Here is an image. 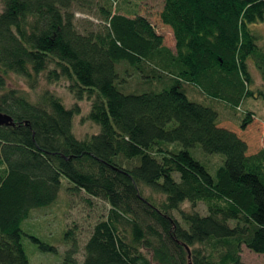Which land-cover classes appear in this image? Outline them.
Returning a JSON list of instances; mask_svg holds the SVG:
<instances>
[{
	"label": "trees",
	"instance_id": "16d2710c",
	"mask_svg": "<svg viewBox=\"0 0 264 264\" xmlns=\"http://www.w3.org/2000/svg\"><path fill=\"white\" fill-rule=\"evenodd\" d=\"M2 1L0 111L15 124L0 125V264H30L22 224L59 200L64 179L69 192L110 204L82 264H245L243 246L264 254V148L252 151L250 140L219 124L214 106L189 96L202 92L237 111L253 92L251 62L264 80V46L252 28L264 22V0H164L161 19L174 32L176 51L144 15L104 7L106 31L81 32L73 10L81 0ZM124 61L150 84L171 82L123 92ZM44 71L50 82L70 80L77 98L90 100L97 133L78 137L80 107L51 90L34 100L8 87L10 72L34 88ZM254 117L246 112L241 130ZM198 145L225 156L215 174L191 153ZM78 251L74 240L68 264H79Z\"/></svg>",
	"mask_w": 264,
	"mask_h": 264
},
{
	"label": "rangeland",
	"instance_id": "374dc122",
	"mask_svg": "<svg viewBox=\"0 0 264 264\" xmlns=\"http://www.w3.org/2000/svg\"><path fill=\"white\" fill-rule=\"evenodd\" d=\"M113 4V5H112ZM112 7V11L130 15L132 17L140 14L146 16L154 25L156 31L163 35L164 44L176 51V39L173 30L161 19L164 8V0H81L74 6L75 23L81 32L94 31L95 33L105 32L107 20L103 15L104 7ZM4 8V3L0 0V12ZM252 28L261 37V44L264 46V22L252 25ZM122 79H126V87L121 84L123 92H143L150 88L161 89L171 79L159 80L154 78L150 84L146 77L127 62H122L119 66ZM250 68L254 77V83L250 86L253 91L251 96L242 103L241 107L235 111L222 100H209L200 92L191 90L189 96L193 100L214 106L220 112L219 124L237 130L240 134L252 142L251 150L258 151L264 148V80L259 69L251 62ZM143 76V77H142ZM9 88H19L27 91L30 97L37 99L38 94L45 90H51L62 98L68 107L75 105L80 107L79 113L74 118V130L78 137L85 138L100 130V126L89 118L91 102L89 99H79L70 89V80L50 82L47 79V71L41 72L34 83L21 74L10 72L7 75ZM143 90V91H142ZM226 106V107H225ZM252 111L255 114L254 122L241 130L242 121L246 112ZM258 143L252 140L257 137ZM168 147L175 146L182 148L179 143L168 144ZM195 158L206 165L212 174L225 160L223 154H210L205 152L201 145L190 149ZM69 183L64 179L59 200L50 207H43L33 210L32 215L27 218L22 228L24 230L23 243L30 258V264H68L66 252L74 240L77 242L79 251L75 255L76 263L82 264L85 259V244L90 238L94 226L107 217L110 204L99 197H93L85 191H68ZM67 190V191H66ZM148 193H150L148 191ZM187 210L192 209L190 202L184 203ZM196 209L203 214L207 213L204 203H199ZM179 216V212H175ZM68 229L74 231L73 237L66 240ZM56 247V250L42 248L40 242ZM242 259L245 264H264V254L251 251L243 246ZM73 264V263H72Z\"/></svg>",
	"mask_w": 264,
	"mask_h": 264
},
{
	"label": "water",
	"instance_id": "95a60500",
	"mask_svg": "<svg viewBox=\"0 0 264 264\" xmlns=\"http://www.w3.org/2000/svg\"><path fill=\"white\" fill-rule=\"evenodd\" d=\"M14 118L7 113L0 111V125H14Z\"/></svg>",
	"mask_w": 264,
	"mask_h": 264
},
{
	"label": "bare ground",
	"instance_id": "6f19581e",
	"mask_svg": "<svg viewBox=\"0 0 264 264\" xmlns=\"http://www.w3.org/2000/svg\"><path fill=\"white\" fill-rule=\"evenodd\" d=\"M176 46V45H175ZM176 48V47H175Z\"/></svg>",
	"mask_w": 264,
	"mask_h": 264
}]
</instances>
